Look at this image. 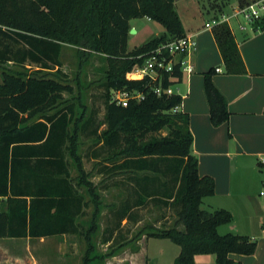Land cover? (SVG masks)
<instances>
[{
	"label": "trees",
	"instance_id": "1",
	"mask_svg": "<svg viewBox=\"0 0 264 264\" xmlns=\"http://www.w3.org/2000/svg\"><path fill=\"white\" fill-rule=\"evenodd\" d=\"M175 2L0 0V197L5 205L0 211V238L78 232V216L86 214L84 206H93L86 232L81 228L87 240L82 264H101L118 253L116 249L95 252L93 238L103 205L98 191L109 181L104 186L95 184L84 168L79 145L82 139H90L89 151L101 144L96 149L101 158L99 173L115 176L117 186L128 185L127 197L112 211L114 223L104 229V242L117 243L123 221H142L141 210L152 203L172 209L176 220L160 227L149 224L138 236L170 239L179 245L174 264H196L198 254H214L217 264H242L231 254L256 251L257 241L250 236L219 233V226L233 220L229 210L201 207L202 199L214 194L215 182L199 174L190 117L179 110L182 96L158 94L159 81L150 77H126L161 44L185 35ZM144 16L162 24L165 32L129 50L130 20ZM255 28L264 29V20ZM214 32L228 71L243 72L244 62L229 25L221 23ZM65 46L75 47L82 59L105 56L103 121L82 98H77L78 103L64 98L65 92L74 90L62 70ZM213 73L214 69L205 73V89L212 123L220 125L230 112L213 83ZM182 77L175 65L163 74L162 88ZM112 90L137 92L144 98L123 106L112 100ZM67 154L77 169L76 178L71 176ZM80 189L86 191L87 201Z\"/></svg>",
	"mask_w": 264,
	"mask_h": 264
},
{
	"label": "crops",
	"instance_id": "2",
	"mask_svg": "<svg viewBox=\"0 0 264 264\" xmlns=\"http://www.w3.org/2000/svg\"><path fill=\"white\" fill-rule=\"evenodd\" d=\"M175 5L185 34L196 40V49L189 56V61L194 67L193 72L185 73L177 82L180 83L177 91L175 89L174 91L182 96L179 110L188 113L190 117L192 150L198 157L199 174L210 176L215 182L214 194L203 198L201 207L209 211L227 209L232 213V222L219 226L220 234L233 233L256 239L257 248L253 254L232 253L231 257L234 260L242 264H264V197L260 194L264 187V163L261 160L264 157V29L256 30L250 26L248 29L240 28L241 31H236L229 21L227 22L245 68L240 73L229 72L215 37V26L206 27V23L212 20L203 18L204 9L200 6V1L176 0ZM132 20L130 24L137 32L138 29L132 24ZM213 69V83L225 97L230 112L229 119L220 125L212 123L205 89V73ZM83 142L84 139L79 145V154L83 156L84 168L87 170L86 161H92L96 166L101 158L97 156L98 146L89 151L91 145L89 144L82 151ZM67 158L70 162L71 176L76 178L78 172L73 159L69 154ZM96 176L100 177L103 174L98 170ZM115 178L107 176L106 183L109 181V185L101 190L108 192L117 188L127 197L128 185L117 186ZM79 192L83 194L85 201L89 199L85 190L80 189ZM4 208L3 199L0 197V211ZM90 210L93 212V206H84L86 214L78 216L76 220L78 232L41 237L0 238V258L5 253V242L18 240L26 241L29 245H38L32 246L34 252L31 246L28 248L31 264H39L41 245L44 243L56 246L51 251L54 254L58 251L64 259L63 264H82L87 247L81 254L79 247L82 244L87 246V240L85 235L81 234V228L85 233L92 217L91 213L87 220ZM124 224L126 220L123 221ZM148 238L146 236L145 241ZM104 243L109 246L112 241ZM140 250L145 253L146 260H150L146 250L140 248L137 252ZM180 251L181 248L176 250L171 264H174ZM113 257H117V254ZM195 261L196 264H217L214 254H198Z\"/></svg>",
	"mask_w": 264,
	"mask_h": 264
},
{
	"label": "rangeland",
	"instance_id": "3",
	"mask_svg": "<svg viewBox=\"0 0 264 264\" xmlns=\"http://www.w3.org/2000/svg\"><path fill=\"white\" fill-rule=\"evenodd\" d=\"M200 6L204 9V19L213 20V16L217 15L221 17L226 14L230 16L229 24L236 31L240 30V25H245L246 29L250 27V23L245 18L243 13L233 16L234 10L238 6L246 5L253 0H199ZM132 24L138 29L136 33L129 34L127 40V46L129 50H133L142 46L147 40L165 31L162 24L155 20H149L147 16L134 18ZM62 70L68 75V79L73 85V92H65L64 98L69 101H78L82 98L84 103L87 104L89 109H95L97 111V120L103 121L105 115L104 106V93L105 88L102 86V80L104 76V70L107 67V61L105 56L100 54H93L89 57H80L77 49L73 46H65L62 54ZM12 65V64H10ZM2 80V66H0V81ZM79 80L82 84L79 85ZM180 83H175L173 88L177 91ZM112 97H114L113 90L111 91ZM105 124L100 127L104 129ZM166 129L162 130L165 134ZM82 151L85 150L87 145L93 141L90 139H84ZM101 145L100 143L97 146ZM100 168L99 164L95 166L94 162L86 161V169L91 173L90 179L94 183H102L105 185L107 177L96 176V171ZM103 181V182H101ZM102 187V186H101ZM101 198L103 201L102 215L99 219V229L93 238L96 253H107L112 249L118 250L117 257L108 256L106 260L101 264H171L173 256L176 250L180 249V246L172 242L170 239L149 237L146 239V235L138 236L140 231L147 227L149 224L155 226H164L173 224L176 220L175 213L172 209L159 208L152 203L141 210L143 220L141 222L133 223L126 222L125 226L120 230L119 241L113 243L112 246H107L103 241L104 229L114 223L115 218L112 211L119 205L122 199L126 196L120 189H113L108 192L99 189ZM92 210L88 212L87 220L89 219ZM122 243V245L120 244ZM121 245V246H120ZM5 253L0 258V264H31L28 248L31 246L26 241L7 240L4 244ZM143 246V247H142ZM79 247V246H78ZM86 245H81V253L86 249ZM56 246L48 243L41 245V251L39 255V264H63L64 259L56 252L54 254L51 249ZM136 248H143L146 250V254L150 257V260H146L145 253L140 250L135 252ZM33 251V250H32ZM34 252V251H33Z\"/></svg>",
	"mask_w": 264,
	"mask_h": 264
},
{
	"label": "built area",
	"instance_id": "4",
	"mask_svg": "<svg viewBox=\"0 0 264 264\" xmlns=\"http://www.w3.org/2000/svg\"><path fill=\"white\" fill-rule=\"evenodd\" d=\"M243 13L245 18L251 24L253 28L258 22L264 20V0H253L245 6H238L233 16ZM230 16L224 14L217 19H213L211 22L206 23V27L212 28L221 23L228 22ZM241 29H246L245 25H240ZM196 49V40L188 34L182 37L174 38L168 42L161 44L155 50H153L148 58H146L143 65H136L130 72L127 73L128 79H144L150 77L151 79L158 80L159 85L155 89L158 94L165 91L168 94L176 93L173 86L163 89L161 85V79L165 72H172L175 69V65H179V70L183 73H192L194 70L193 65L189 61V56ZM219 70V69H217ZM174 81H178V78H172ZM113 101H116L123 106H127L131 99L141 100L144 95L137 92H129L126 90H113ZM264 163V157L261 159ZM260 194L264 197V187Z\"/></svg>",
	"mask_w": 264,
	"mask_h": 264
},
{
	"label": "water",
	"instance_id": "5",
	"mask_svg": "<svg viewBox=\"0 0 264 264\" xmlns=\"http://www.w3.org/2000/svg\"><path fill=\"white\" fill-rule=\"evenodd\" d=\"M130 32H131V33H136V29H135V28H132V29L130 30Z\"/></svg>",
	"mask_w": 264,
	"mask_h": 264
}]
</instances>
